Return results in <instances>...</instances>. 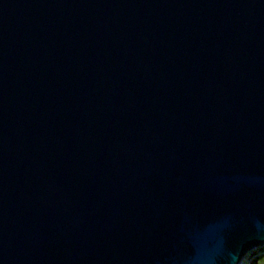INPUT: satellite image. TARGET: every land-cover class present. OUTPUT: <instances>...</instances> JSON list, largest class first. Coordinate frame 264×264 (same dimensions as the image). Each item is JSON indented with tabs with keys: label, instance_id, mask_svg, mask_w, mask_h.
Listing matches in <instances>:
<instances>
[{
	"label": "water",
	"instance_id": "water-1",
	"mask_svg": "<svg viewBox=\"0 0 264 264\" xmlns=\"http://www.w3.org/2000/svg\"><path fill=\"white\" fill-rule=\"evenodd\" d=\"M262 246L264 0H0V264Z\"/></svg>",
	"mask_w": 264,
	"mask_h": 264
},
{
	"label": "rangeland",
	"instance_id": "rangeland-1",
	"mask_svg": "<svg viewBox=\"0 0 264 264\" xmlns=\"http://www.w3.org/2000/svg\"><path fill=\"white\" fill-rule=\"evenodd\" d=\"M242 264H264V246L249 252Z\"/></svg>",
	"mask_w": 264,
	"mask_h": 264
}]
</instances>
